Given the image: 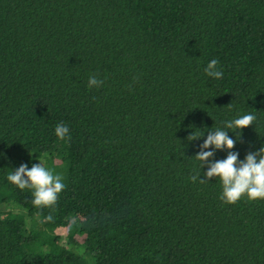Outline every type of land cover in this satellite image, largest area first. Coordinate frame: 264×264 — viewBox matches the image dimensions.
I'll return each instance as SVG.
<instances>
[{
  "label": "trees",
  "instance_id": "16d2710c",
  "mask_svg": "<svg viewBox=\"0 0 264 264\" xmlns=\"http://www.w3.org/2000/svg\"><path fill=\"white\" fill-rule=\"evenodd\" d=\"M246 112L240 160L264 146V0H0V264H264V200L192 179ZM55 160L54 205L7 180Z\"/></svg>",
  "mask_w": 264,
  "mask_h": 264
},
{
  "label": "clouds",
  "instance_id": "9594fccd",
  "mask_svg": "<svg viewBox=\"0 0 264 264\" xmlns=\"http://www.w3.org/2000/svg\"><path fill=\"white\" fill-rule=\"evenodd\" d=\"M218 64L216 59L207 63L204 69L207 76L217 80L223 77L224 73ZM102 84L103 81L96 75L89 76V88L99 87ZM256 120L257 116L254 112H246L221 121L222 127L207 131L206 139L194 157L200 162V170L206 165L207 171L204 173V178H201V172L194 175L193 181L199 180L200 183H204L206 180L218 178L222 187L220 199L227 204H235L244 197L250 201L264 200V146L258 151L249 152L243 160H240L239 153L232 151L238 139L229 135L230 132L240 133L243 129L254 125ZM54 134L58 139L64 140L70 138V129L66 124L59 123L55 126ZM204 136V131L194 129L188 139L195 141ZM217 151H226V157L213 160ZM7 180L21 190H32L34 206L54 205L65 188L62 176L54 174L53 170L45 167L40 161L31 168L27 164H22L19 168L13 169L7 175Z\"/></svg>",
  "mask_w": 264,
  "mask_h": 264
},
{
  "label": "rangeland",
  "instance_id": "374dc122",
  "mask_svg": "<svg viewBox=\"0 0 264 264\" xmlns=\"http://www.w3.org/2000/svg\"><path fill=\"white\" fill-rule=\"evenodd\" d=\"M54 159V158H53ZM45 167H48V166H46V164L43 162L42 163ZM53 165L55 166V169H54V174H59L60 172H58L57 171V169L58 168H60V166L56 163V160L55 161H53ZM57 168V169H56ZM60 175V174H59ZM62 176V178H63V180H64V177H65V174H64V172H63V174L61 175ZM78 241V240H77Z\"/></svg>",
  "mask_w": 264,
  "mask_h": 264
}]
</instances>
